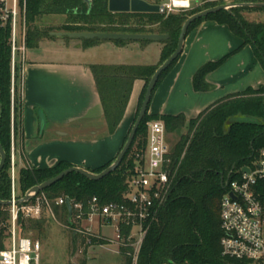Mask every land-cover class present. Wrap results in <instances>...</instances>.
Masks as SVG:
<instances>
[{"label": "trees", "instance_id": "obj_1", "mask_svg": "<svg viewBox=\"0 0 264 264\" xmlns=\"http://www.w3.org/2000/svg\"><path fill=\"white\" fill-rule=\"evenodd\" d=\"M19 1L24 18L26 47H35L44 37L52 38L54 35L50 33L53 31L168 35L167 40L161 41L162 49L157 65H89L109 133L116 129L122 119L133 81L141 79L144 85L138 98L135 120L150 77L174 51L184 21L194 13L223 3V1L207 2L201 7L186 12L165 15L111 12L107 8V0H90V8L84 0ZM236 1L244 4H238L229 10L210 13L195 20L188 27L186 35L206 20L224 24L234 35L242 39L241 45L236 50L246 44L250 45L264 69V21H249L242 15V11L264 13V0ZM247 2L256 3L250 6ZM45 14H65L69 17V21L60 27L41 29L36 22ZM101 41L82 39V45L87 47ZM112 42L122 45L130 41ZM227 56L216 61H208L195 71L192 79L194 90L209 89L206 75L222 64ZM176 60L160 75L152 94ZM11 76V28L9 23L2 24L0 21V143L6 153L5 164L0 170V199L4 201L11 199L12 132L13 134L16 132L21 107L19 96H14L12 109ZM17 78L18 73L15 68L14 95L18 90ZM244 117L250 118L244 119ZM155 119L162 120L166 132L177 133L179 139L169 155L170 167L174 172L169 197L148 227L137 264H244L221 254L220 201L227 189L226 182L238 177L243 166H250L257 151L264 147V86L256 88L250 86L242 91L228 94L189 120L181 113L150 114L147 110L128 152L114 171L99 180H91L80 173L70 172L39 192L37 196L43 194L50 207L59 197H68L73 202L81 203L85 210L88 209L89 201L93 197H97L101 204L110 201L121 202L128 181L134 174L136 154L143 152L146 146L147 123ZM183 129H186L185 133H182ZM114 159L115 157L91 171L101 172ZM70 166H72L70 162L60 160L48 167L20 168L18 178L14 177L17 200L22 198L31 187L54 177ZM257 191L264 204V180L258 181ZM31 200H34V197ZM56 205L60 207L66 224L70 227L74 226L68 220L66 204L56 203ZM43 214L38 219L19 215L17 219L19 233L23 235V231L40 230L45 222ZM10 227L9 205H0V248L4 246ZM84 236L95 244L106 243L95 237ZM82 241L86 240L83 238ZM127 258L129 261L130 256Z\"/></svg>", "mask_w": 264, "mask_h": 264}, {"label": "crops", "instance_id": "obj_2", "mask_svg": "<svg viewBox=\"0 0 264 264\" xmlns=\"http://www.w3.org/2000/svg\"><path fill=\"white\" fill-rule=\"evenodd\" d=\"M21 32L19 46L24 49L15 55L21 107L16 132H12L14 158L18 152L20 168H43L66 160L91 171L116 157L144 82L133 81L122 119L109 133L89 65H157L161 42L118 45L101 41L84 47L77 39L54 35L40 39L35 47H26L22 27ZM241 43L228 26L212 20L193 28L178 59L152 94L148 112L181 113L189 120L228 94L264 86V69L250 45L236 50ZM226 55L223 63L206 75L209 89L194 90L195 71Z\"/></svg>", "mask_w": 264, "mask_h": 264}, {"label": "built area", "instance_id": "obj_3", "mask_svg": "<svg viewBox=\"0 0 264 264\" xmlns=\"http://www.w3.org/2000/svg\"><path fill=\"white\" fill-rule=\"evenodd\" d=\"M158 5L165 15L192 10L203 3L223 1L230 9L233 0H142ZM19 0H0V21L9 23L11 28V93L14 92L15 55L22 51L17 46L16 34L20 23ZM24 27V26H23ZM23 29V43H24ZM148 134L143 152L136 154L134 174L121 202L110 201L101 204L97 197L89 201L85 210L81 203L70 199L71 223L77 232L88 237L104 240L116 246L119 257L114 264H137L138 254L150 223L156 218L159 208L167 201L173 182L174 172L170 167V146L166 139V129L162 120H151L147 124ZM248 167V171H243ZM240 169L238 177L226 182V191L220 201L221 254L244 264H264V204L257 191L258 181L264 180V147L260 148L250 166ZM15 158L13 138L11 143V199L10 230L3 248H0V264H40L41 250L38 240L19 233L18 216L38 219L44 210L52 215L50 204L41 194L34 200L18 202L15 195ZM232 193V195H231ZM32 197V198H33ZM66 198L59 197L56 203L66 204ZM114 228L115 238L103 236L101 231H93V226ZM88 225V226H87ZM123 228H126L123 230ZM88 244L91 240L87 238ZM103 243V244H106ZM100 244V243H99ZM128 256L130 259L128 261Z\"/></svg>", "mask_w": 264, "mask_h": 264}, {"label": "rangeland", "instance_id": "obj_4", "mask_svg": "<svg viewBox=\"0 0 264 264\" xmlns=\"http://www.w3.org/2000/svg\"><path fill=\"white\" fill-rule=\"evenodd\" d=\"M233 3L236 5L244 4L236 0H233ZM255 3L247 2V4L250 6ZM203 4L198 7L203 6ZM242 15L249 21H256V22L264 21V13L259 11H242ZM40 18H41L40 21L41 23H36V25L41 29H44L46 27H60L64 23L69 21V17L67 15H62V14H50L46 16L43 15ZM20 23L21 26L20 25L18 26L17 34H16L17 46L20 45V41H21L20 39L22 33L21 27L22 29H24V34H25V25H24V18L22 12L20 16ZM64 38L71 39L67 36H64ZM77 40L82 42V39H77ZM16 83L18 84L17 80ZM17 89L18 90L17 92H15L16 93L15 95L14 92L13 95L11 93L12 109H13L14 96L16 97L19 96L20 98L21 90L19 87H17ZM248 118L250 117L247 118L244 117V119H248ZM133 121L134 118L132 120L130 127L132 126ZM185 132L186 129H183L182 133ZM166 139L172 151L173 146L179 139V136L175 132H168L166 134ZM15 162H16L15 176L18 178V172L20 169L18 152L16 153L15 156ZM17 190H18V186H17ZM51 207H52L51 210L53 212V215L48 210L47 212L44 211L45 213L43 212L45 222L40 230H29L23 232L21 231L23 235L31 238L32 240L39 241L41 247V250L39 252L40 264H82L83 262L85 264H114L118 262L119 257L115 254V250H116L115 244L113 243L95 244L93 242L88 244L87 242L88 239H86L83 233L77 232L75 230L76 228L75 226L70 227L69 225L66 224L65 217L61 212L60 207L56 205V203H52ZM97 230L101 231V234L103 236L109 238H115L116 233L114 231V228L111 227L98 228V225L94 224L93 231L96 232ZM83 238L86 241L83 242L82 241ZM6 239L7 238H5V240Z\"/></svg>", "mask_w": 264, "mask_h": 264}, {"label": "water", "instance_id": "obj_5", "mask_svg": "<svg viewBox=\"0 0 264 264\" xmlns=\"http://www.w3.org/2000/svg\"><path fill=\"white\" fill-rule=\"evenodd\" d=\"M89 8H90V0H84ZM107 8L111 12H140V13H159L160 7L158 5L148 4L145 1L142 0H107ZM220 10H229L227 8V4H220L216 5L214 7H210L204 10H201L197 13L192 14L189 16L184 23L181 26L179 36L177 39V44L174 49V51L156 68L152 76L150 77V80L147 84L146 91L141 103V106L139 108L138 114L132 124V127L126 137V140L121 147L120 151L116 155L113 162L107 166L105 169H103L101 172H92L90 170H87L83 167L79 166H70L61 172H59L54 177L45 180L44 182L35 185L27 190L25 195L18 200V202L23 203L29 201L33 196L44 190L45 188L51 186L52 184L59 181L61 178H63L65 175H67L70 172H77L81 175L85 176L88 179L91 180H99L112 171H114L121 161L123 160L124 156L128 152L132 141L134 139L135 133L137 131V128L139 127L142 119L144 118L147 110L148 105L150 103V99L152 96V92L156 86V83L160 77V75L179 57V55L182 52L183 46H184V40L186 37V33L188 30V27L192 22L195 20L205 17L206 15L210 13H214ZM53 35L56 36H67L71 39H98L102 41H116V40H123V41H141V40H147V41H155V42H161L168 39L167 34H157V33H146V34H138V33H118V32H76V31H56L52 32ZM0 120H1V103H0ZM6 161V153L0 143V170L3 168ZM243 171H248V167H243ZM232 195V193H231ZM0 205H10L9 200H1L0 199ZM66 206L68 209V220L71 223V215H72V208L70 205V199L66 198Z\"/></svg>", "mask_w": 264, "mask_h": 264}]
</instances>
